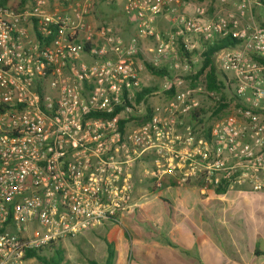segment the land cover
<instances>
[{
  "label": "built area",
  "instance_id": "obj_1",
  "mask_svg": "<svg viewBox=\"0 0 264 264\" xmlns=\"http://www.w3.org/2000/svg\"><path fill=\"white\" fill-rule=\"evenodd\" d=\"M1 1L0 264H25L28 251L119 222L135 208L139 171L158 191L171 177L264 192V66L253 59L264 57V25L248 11L264 0L207 21L201 6L186 13L185 0H28L18 10ZM118 1L135 28L128 38L91 20ZM228 37L241 44L216 60L243 107L205 140L186 120L207 93L192 86L181 49ZM148 66L173 75L147 106L138 94Z\"/></svg>",
  "mask_w": 264,
  "mask_h": 264
},
{
  "label": "crops",
  "instance_id": "obj_2",
  "mask_svg": "<svg viewBox=\"0 0 264 264\" xmlns=\"http://www.w3.org/2000/svg\"><path fill=\"white\" fill-rule=\"evenodd\" d=\"M240 2H187L186 13L195 16L196 8L201 6L211 13L203 17L205 21L217 16H238ZM111 5L115 12L125 16L121 1ZM248 11L253 14L256 25H264V10L254 1H250ZM106 14L110 15L101 11V16ZM91 20L98 23L95 16ZM157 26L162 32L168 30L163 18L157 20ZM122 29L125 34L118 32L121 36L133 32L123 25ZM202 41H198L199 51ZM151 45L150 41L142 44L145 50ZM196 57L198 63H193L192 73L200 63V55L193 56ZM163 69L169 76L173 75L169 68ZM141 77L143 88H152V92L159 91L168 78L150 73L148 67ZM152 92L142 98L147 106L150 100L146 97ZM190 181L192 185H178L174 178L167 177L162 190L147 189L143 195L136 191L134 209L119 222L109 221L100 226L109 227L108 239L115 243L117 264H143V260L148 264H264V192L237 188L218 195L214 189L195 185L197 180Z\"/></svg>",
  "mask_w": 264,
  "mask_h": 264
},
{
  "label": "trees",
  "instance_id": "obj_3",
  "mask_svg": "<svg viewBox=\"0 0 264 264\" xmlns=\"http://www.w3.org/2000/svg\"><path fill=\"white\" fill-rule=\"evenodd\" d=\"M187 2H199L202 3L205 0H185ZM28 0H2V5H11L13 9L18 10L23 8L27 4ZM107 6L113 7L111 4H107ZM101 14V12H100ZM97 16V14H96ZM97 20L103 24H108L111 26H115L114 22L117 19L110 17L107 20L105 18ZM202 50L195 51L193 54L187 53L183 48L181 49L182 58L186 59L188 63L194 67V64L191 62L193 56L196 54L200 55V63L197 66V70L191 74V80L193 86L202 85L205 87L206 93H210L213 96H203V104L202 107L195 112H193L187 124L191 125L195 131L197 132L200 138H204L205 140L210 139V133L212 130V126L219 120L224 117L230 116L231 108L234 107L236 110L243 107V102L240 98L237 97L235 93V85L236 81L234 76L230 77L227 75L228 73H223L220 71L216 54L229 49L237 48L241 42L239 40L233 39L232 37L228 38H216L214 41H206L204 38L202 39ZM182 39L180 40V44L183 45ZM253 59L258 62L260 65L264 66V57L261 56H253ZM148 70L150 73L155 74L160 77H169V74L165 69H156L148 66ZM202 78H204L202 80ZM200 81V82H199ZM152 88H143V91L138 94V101H141L145 94L152 92ZM148 104V101H147ZM151 115V112H149ZM150 116L146 117L145 120H138L139 124L143 122H147ZM124 124V122H123ZM126 124V122H125ZM124 124V125H125ZM123 125V128H124ZM135 179L137 181L138 174H135ZM147 183H151L150 181H146ZM193 182L189 181L186 185H192ZM173 184L176 183L173 181ZM195 185H198L200 188H204L205 184L202 180L194 181ZM165 183L163 184V188ZM151 192H156L154 187L150 188ZM162 190V189H161ZM218 195L225 194L227 190L222 187L215 190ZM55 243H52L48 246L40 248L38 250L28 251L25 257V261L30 259H37L42 264H63L64 256L61 251L55 252V256L51 258H47L43 255V252L48 249H54ZM109 248V256L106 260V264H117V254L113 249L112 245H108Z\"/></svg>",
  "mask_w": 264,
  "mask_h": 264
},
{
  "label": "rangeland",
  "instance_id": "obj_4",
  "mask_svg": "<svg viewBox=\"0 0 264 264\" xmlns=\"http://www.w3.org/2000/svg\"><path fill=\"white\" fill-rule=\"evenodd\" d=\"M205 8H206L205 15H207L206 17H208L211 15V13L207 7ZM101 11L108 12L110 15L106 14V16L103 17L100 14ZM115 11L116 9L114 7L107 6L106 3H103L96 8V12L94 16L96 20L99 17L100 19L105 18V20H107L108 18L110 19V17L117 19V21L114 22L115 26H113L117 32L124 33L122 29V25L125 26L126 29L128 30L131 29L134 32L135 28L130 26L131 24L128 22L126 16H123L124 14L122 12H121L122 14H119ZM99 24H103V22ZM131 35L132 33H129L123 37L128 38ZM191 39H193L194 41L202 40L201 38H191ZM220 71L223 72L221 69ZM227 75L232 77L231 73H228ZM203 79L204 78H202V80ZM146 80L148 81L147 78ZM144 84L146 83L144 82ZM207 95L210 96L208 93ZM230 110H231V113H233L230 116H235L237 110L234 107H232ZM146 181H149L148 178L142 176V172L139 171L138 179L136 183H137V191L141 195H143V191L147 189L149 190L150 188H152V184L147 183ZM205 188L211 189L210 187H206V185H205ZM108 232H109V227L105 226V227H100L99 229H96V230L85 232L84 234L79 235L77 237L66 238L62 241L55 243L56 247L54 249H51V250L46 249L43 252V255L46 256L47 258H51L55 256V252L61 251L65 259L63 264H106V260L109 256L108 245L111 244L113 249L116 252L115 243L110 242L108 239ZM142 263L148 264L145 260H143ZM25 264H42V263L39 262L37 259H30V260H27Z\"/></svg>",
  "mask_w": 264,
  "mask_h": 264
}]
</instances>
